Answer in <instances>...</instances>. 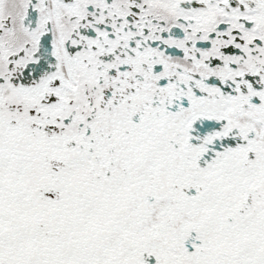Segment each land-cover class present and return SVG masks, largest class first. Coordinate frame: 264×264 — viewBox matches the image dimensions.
Here are the masks:
<instances>
[{"label":"snow or ice","instance_id":"snow-or-ice-1","mask_svg":"<svg viewBox=\"0 0 264 264\" xmlns=\"http://www.w3.org/2000/svg\"><path fill=\"white\" fill-rule=\"evenodd\" d=\"M0 264H264V0H0Z\"/></svg>","mask_w":264,"mask_h":264}]
</instances>
